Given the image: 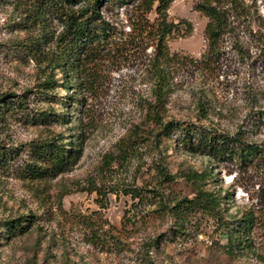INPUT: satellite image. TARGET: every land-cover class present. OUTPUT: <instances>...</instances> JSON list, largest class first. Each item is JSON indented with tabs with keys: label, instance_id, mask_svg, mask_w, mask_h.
Here are the masks:
<instances>
[{
	"label": "rangeland",
	"instance_id": "374dc122",
	"mask_svg": "<svg viewBox=\"0 0 264 264\" xmlns=\"http://www.w3.org/2000/svg\"><path fill=\"white\" fill-rule=\"evenodd\" d=\"M199 1L173 0L167 10L173 28L164 44L178 61L163 119L196 123L201 102L203 124L227 133L241 129L264 152V0H240L234 34L221 37L213 57ZM15 5L0 0V264H264V210L250 246L233 252L211 221L188 219L177 230L173 216L157 212L151 189L157 188L158 147L174 177L169 197L191 196L186 178L193 171L213 172L215 182L205 187L226 194L231 219L257 207L264 164L244 169L158 146L146 108L154 103V42H132L130 6L104 13L122 43L103 56L82 95L74 94L82 105L76 100L65 108L69 93L60 71L46 64L50 46L40 43L43 60L24 50L28 32ZM63 113L69 122L60 119ZM54 141L72 144L76 153L64 169L41 177L40 145ZM133 188L146 191L142 201L125 194Z\"/></svg>",
	"mask_w": 264,
	"mask_h": 264
},
{
	"label": "trees",
	"instance_id": "16d2710c",
	"mask_svg": "<svg viewBox=\"0 0 264 264\" xmlns=\"http://www.w3.org/2000/svg\"><path fill=\"white\" fill-rule=\"evenodd\" d=\"M13 1L23 12L19 25L28 32L27 43L22 45L24 50L34 59L43 60L45 54L40 43L50 46L46 64L60 71L59 78L63 80V88L69 93L62 97L63 107L68 108L76 100L82 105V96L77 98L74 94L82 95L86 84L91 83L89 78L94 75L103 56L112 49L119 48L122 43L116 37V27L104 17V13L116 7L130 6L132 42H154L150 61L154 103H148L146 108L149 120L156 127L154 140L158 146H178L190 154H200L214 162H235L244 169L264 164V152L257 144L248 141L245 131L240 129L227 133L219 131L212 124H203L202 120H205L207 114L201 102L197 105L196 123L163 119V102L170 88V70L178 61L177 55L168 54L164 44L165 37L173 28L167 21V10L173 0ZM195 8L208 19L205 26L207 54L208 57H213L221 37L234 34L231 23L237 20L234 11L240 8V0H201ZM152 13L155 15L153 20L149 18ZM52 23L55 28H52ZM33 33L36 34L31 35ZM209 60L210 58L206 62ZM52 81L46 77L44 82L50 85ZM69 116L66 113L59 115L64 122H69ZM71 145L69 149L68 145L57 141L40 145L44 164L41 177L64 169L69 164L76 153ZM155 155L158 158V162L154 161L157 188L151 191L156 193L153 198L158 213L173 216L177 222V230H181L188 219L211 221L213 233L218 237H225L224 247L228 251L250 246V232L259 225V216L261 210H264V193L260 195L254 211L242 213L238 219H231L226 211V194L205 187L208 183L215 182L213 172L193 171L186 178L192 186L191 196L169 197L166 189L173 183L174 177L161 162V147H158ZM143 192L146 191L142 188H133L125 194L131 200L142 201ZM156 240L154 239V243Z\"/></svg>",
	"mask_w": 264,
	"mask_h": 264
}]
</instances>
